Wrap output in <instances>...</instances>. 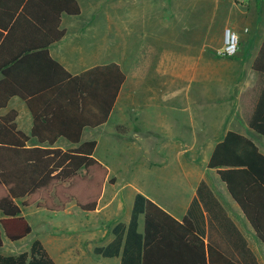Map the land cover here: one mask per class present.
<instances>
[{
  "label": "trees",
  "instance_id": "obj_1",
  "mask_svg": "<svg viewBox=\"0 0 264 264\" xmlns=\"http://www.w3.org/2000/svg\"><path fill=\"white\" fill-rule=\"evenodd\" d=\"M82 13L77 0H0V111L14 96L34 116L32 134L19 130L17 111L0 114V248L32 233L23 209L65 212L75 204L95 212L108 168L95 157L97 141H82L86 127L105 123L126 80L118 63L73 76L51 55L66 35L63 16ZM256 103L247 117L264 138V41L254 61ZM91 79L98 82L90 83ZM98 120H94L97 112ZM60 138L73 147L57 146ZM38 143L31 146V142ZM208 168L216 170L257 238L264 244V154L250 138L230 131L219 142ZM181 221L138 193L130 223L113 228L115 238L95 253L121 257L120 264H258L248 242L205 182ZM207 212V216L204 212ZM144 216V231L139 218ZM0 264H57L40 240Z\"/></svg>",
  "mask_w": 264,
  "mask_h": 264
},
{
  "label": "crops",
  "instance_id": "obj_2",
  "mask_svg": "<svg viewBox=\"0 0 264 264\" xmlns=\"http://www.w3.org/2000/svg\"><path fill=\"white\" fill-rule=\"evenodd\" d=\"M236 2L216 0L214 6V16L218 15L219 11L216 10L228 11L224 14L227 20L220 28L217 41L219 49L224 44L226 28L232 27L241 37L237 55L224 58L226 65L222 67L213 64L222 59H215L209 54L208 21L203 20L202 24L201 18L196 21V33H193L190 25L181 31L185 34L183 43L179 40L175 43L174 39L170 43V40L165 41L159 36L151 48L150 58H146L143 47V51L136 56L134 67L123 56L121 60L111 58L110 42H106L105 36L101 41H96L100 37L95 34L96 23L92 21L86 24L83 31L89 32L90 40L86 47L80 43L83 32L76 34L78 41L71 39L64 25V17L67 15L62 18V28L66 30V35L51 46L50 52L73 76L112 62L118 63L126 75L108 120L99 126L86 127L83 131L82 141H97L95 157L109 171L103 196L92 214L101 220L108 218L107 210L118 196V193L114 194L113 188L122 186L120 191H123L125 187H136L141 183H137V180H145L153 186L171 187L167 198L161 197L157 191L148 194L136 187L130 196V199H134L133 207L136 195L141 193L181 221L198 198L199 186L205 182L225 214L247 240L258 264H264V244L257 238L217 171L208 168L216 145L230 131L252 139L264 154V141L255 140V132L247 124V117L256 103L255 89L259 80L253 64L264 41V24L254 10H260L264 0H242V6ZM106 22L107 30L105 28L104 32L110 34L112 20L108 18ZM260 27L262 29L258 33ZM172 29H175L174 25ZM66 48L74 51L75 59H69L61 52ZM88 78L90 83L98 82V79ZM12 110L18 113L16 123L19 130L30 136L34 116L27 103L14 96L0 114L6 115ZM100 116L101 112L98 111L94 120ZM37 143L33 140L31 146ZM57 146L64 149L73 147L64 138L59 139ZM119 154L136 155L129 163H125L124 158L118 161L113 158V155ZM203 212L207 216V212ZM23 216L27 218L24 210ZM142 216L139 218L141 233L144 231ZM2 218L0 211V220ZM130 221L131 217L124 221L118 220L113 228L120 222L128 225ZM113 228L112 236L104 244L95 246L94 252L96 248H105L113 241ZM30 236L32 238L28 240ZM35 240H40L49 252L43 240L35 235L33 227L31 235L19 243L26 242L24 251H27ZM7 241L4 238L1 248L7 246ZM50 255L55 260L52 253ZM101 257L115 260L116 264L121 262V257Z\"/></svg>",
  "mask_w": 264,
  "mask_h": 264
},
{
  "label": "rangeland",
  "instance_id": "obj_3",
  "mask_svg": "<svg viewBox=\"0 0 264 264\" xmlns=\"http://www.w3.org/2000/svg\"><path fill=\"white\" fill-rule=\"evenodd\" d=\"M78 1L82 7V15L80 17H64V25L68 28L71 39L78 41L79 38H76V34L85 31L86 24L92 21V23H96L95 34L100 37L96 41H101L105 36L106 42H110V54L113 60H121L123 56L125 59L127 58L129 65L134 67L136 56L143 51V47L146 58H150L151 48L155 45L154 41L157 38L162 37L161 39L165 41L170 40V43L172 39L175 40V43L178 40L183 43L185 34H182L181 31L190 25V28H193V33H196V21L201 18L202 24L203 20L208 21L209 54L213 55L215 59H222L213 64L221 67L226 65L224 57L217 53L219 49L217 41L220 28L227 20V15L224 14L228 11L216 10L219 12L214 16L216 0ZM241 1L237 0L236 3L242 6ZM261 6L260 10H254V13L263 25L264 4ZM108 18L112 20L110 34L108 31L104 32L105 28L107 30L105 21ZM173 25L174 30L172 29ZM261 29L262 27L259 28L258 33ZM88 33L83 32V39L80 41L85 47L90 40ZM61 52L69 59L76 57L71 48L63 49ZM254 135L255 140L264 141L258 134ZM135 155L119 154L113 155V158L117 161L119 158H124L125 163H129ZM137 183L136 187L142 192L152 194L153 191H157L165 199L168 189L171 188L169 186H153L150 183L147 184L145 180H137ZM136 187H125L123 191H120L123 187L115 186L113 192L114 194L118 193V196L107 210L108 218L104 217L102 220L92 213L81 211L74 203L62 213L36 210V207L23 210L34 228L35 235L43 240L57 264H116L115 260H105L98 256L94 252V248L104 244L112 236V228L118 220L124 221L131 217L134 199H130V196L135 192ZM50 232L54 233L51 235ZM31 238L30 236L28 240ZM7 243V246L0 248L1 254L16 255L25 250L26 242L11 243L7 241Z\"/></svg>",
  "mask_w": 264,
  "mask_h": 264
},
{
  "label": "built area",
  "instance_id": "obj_4",
  "mask_svg": "<svg viewBox=\"0 0 264 264\" xmlns=\"http://www.w3.org/2000/svg\"><path fill=\"white\" fill-rule=\"evenodd\" d=\"M238 37V38H237ZM240 37L238 32L232 28H226L224 30V44L217 51L218 55L221 57H234L239 51Z\"/></svg>",
  "mask_w": 264,
  "mask_h": 264
},
{
  "label": "clouds",
  "instance_id": "obj_5",
  "mask_svg": "<svg viewBox=\"0 0 264 264\" xmlns=\"http://www.w3.org/2000/svg\"><path fill=\"white\" fill-rule=\"evenodd\" d=\"M238 38V37H237Z\"/></svg>",
  "mask_w": 264,
  "mask_h": 264
}]
</instances>
